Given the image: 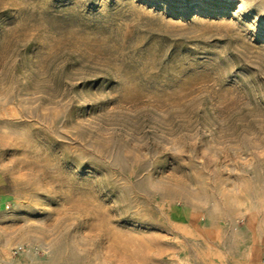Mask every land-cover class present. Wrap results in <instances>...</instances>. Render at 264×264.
<instances>
[{"label":"rangeland","instance_id":"1","mask_svg":"<svg viewBox=\"0 0 264 264\" xmlns=\"http://www.w3.org/2000/svg\"><path fill=\"white\" fill-rule=\"evenodd\" d=\"M253 257L264 0H0V264Z\"/></svg>","mask_w":264,"mask_h":264},{"label":"crops","instance_id":"2","mask_svg":"<svg viewBox=\"0 0 264 264\" xmlns=\"http://www.w3.org/2000/svg\"><path fill=\"white\" fill-rule=\"evenodd\" d=\"M255 254V253H254ZM256 256V255H255ZM254 258V257H253ZM251 264H259V262H258V260H257V257H255L253 260H252V262H251Z\"/></svg>","mask_w":264,"mask_h":264}]
</instances>
